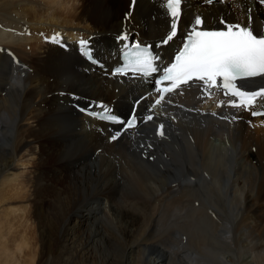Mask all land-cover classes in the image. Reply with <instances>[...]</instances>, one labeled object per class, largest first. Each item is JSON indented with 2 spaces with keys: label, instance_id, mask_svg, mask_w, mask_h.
<instances>
[{
  "label": "bare ground",
  "instance_id": "1",
  "mask_svg": "<svg viewBox=\"0 0 264 264\" xmlns=\"http://www.w3.org/2000/svg\"><path fill=\"white\" fill-rule=\"evenodd\" d=\"M104 1L0 0V264H264V118L172 95L118 136L79 113L126 115L151 89L87 64L79 38L111 67L120 35L169 30L160 0ZM197 16L264 32L253 0L187 1L181 26Z\"/></svg>",
  "mask_w": 264,
  "mask_h": 264
},
{
  "label": "snow or ice",
  "instance_id": "2",
  "mask_svg": "<svg viewBox=\"0 0 264 264\" xmlns=\"http://www.w3.org/2000/svg\"><path fill=\"white\" fill-rule=\"evenodd\" d=\"M208 2L211 3V0ZM135 3L136 0H132L133 6ZM163 7L171 18V24L169 34L161 44L168 45L178 33L182 0H166ZM220 23L223 25L222 29L209 30L200 16L195 17L194 24L181 40L182 46L174 53V58L167 62L150 47L141 46L138 42L129 43L128 36L122 34L118 39L124 42L123 66L116 68L113 74L153 78L160 97L156 104L164 100L165 94L173 93L181 86L190 88L195 84L209 97L210 89L222 91L228 97H235L238 102L230 101L228 106L248 110L254 106L258 97L264 99V89L258 92L244 90L243 83L256 77H264V34L252 28L251 17L246 26L223 19ZM53 42H56V38ZM80 45L85 48L87 42L82 40ZM160 72L162 75L158 79L154 78V74ZM165 82L168 86L161 87ZM100 107L103 108L102 113L89 114L97 119L119 122L116 117L109 115L110 109L103 105ZM252 115L264 116V113L253 111ZM148 119L152 117L149 116ZM134 124L135 118L127 122L128 127ZM159 134L163 135V132ZM116 138L112 137L113 140Z\"/></svg>",
  "mask_w": 264,
  "mask_h": 264
},
{
  "label": "rangeland",
  "instance_id": "3",
  "mask_svg": "<svg viewBox=\"0 0 264 264\" xmlns=\"http://www.w3.org/2000/svg\"><path fill=\"white\" fill-rule=\"evenodd\" d=\"M104 2H106V3H108V0H105ZM25 28H26V26H25ZM27 31H29V29H27ZM26 33H28V32H26ZM45 36V35H44ZM44 36H42V37H44ZM41 37V38H42ZM75 38V37H74ZM60 40H61V38H60ZM50 43H51V41H49ZM53 42V41H52ZM116 43H117V41H116ZM138 95V94H137ZM137 95H135L134 97H133V99L137 96ZM90 102V101H89ZM93 102V101H92ZM95 103V102H94ZM80 105H82L83 107H84V105L85 104H80ZM215 140H216V142H215ZM214 142L215 143H217V145L219 146V144H220V141H217V139H214ZM25 168L24 167H20L17 171H16V173H15V175L16 174H18V175H21V173H24L25 172ZM18 172V173H17ZM22 176V175H21ZM0 194H1V188H0ZM1 197V196H0ZM5 208V205L3 204V203H1L0 204V213L1 214H4V213H6V209H4ZM5 212H4V211ZM1 211H3V212H1ZM29 238V237H28ZM38 249H36V251H37ZM39 251V250H38ZM37 254H38V252H37ZM36 261H37V259H39V255H36ZM40 260V259H39ZM41 261H43V260H41Z\"/></svg>",
  "mask_w": 264,
  "mask_h": 264
}]
</instances>
